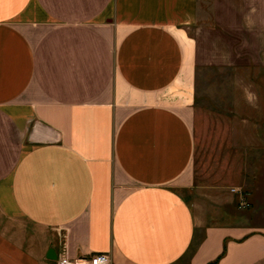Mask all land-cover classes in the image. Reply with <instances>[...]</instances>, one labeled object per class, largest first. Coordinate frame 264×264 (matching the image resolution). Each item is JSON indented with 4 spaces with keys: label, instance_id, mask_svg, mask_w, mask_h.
<instances>
[{
    "label": "crops",
    "instance_id": "crops-1",
    "mask_svg": "<svg viewBox=\"0 0 264 264\" xmlns=\"http://www.w3.org/2000/svg\"><path fill=\"white\" fill-rule=\"evenodd\" d=\"M0 0V264H264L201 222L197 71L264 69V0Z\"/></svg>",
    "mask_w": 264,
    "mask_h": 264
},
{
    "label": "rangeland",
    "instance_id": "rangeland-1",
    "mask_svg": "<svg viewBox=\"0 0 264 264\" xmlns=\"http://www.w3.org/2000/svg\"><path fill=\"white\" fill-rule=\"evenodd\" d=\"M213 0H199L210 24ZM195 189L185 193L209 224L264 229V69L197 71Z\"/></svg>",
    "mask_w": 264,
    "mask_h": 264
},
{
    "label": "built area",
    "instance_id": "built-area-1",
    "mask_svg": "<svg viewBox=\"0 0 264 264\" xmlns=\"http://www.w3.org/2000/svg\"><path fill=\"white\" fill-rule=\"evenodd\" d=\"M54 261L56 264H112L110 255L105 252H97L87 256H78L75 258L69 257L65 254H60Z\"/></svg>",
    "mask_w": 264,
    "mask_h": 264
},
{
    "label": "trees",
    "instance_id": "trees-1",
    "mask_svg": "<svg viewBox=\"0 0 264 264\" xmlns=\"http://www.w3.org/2000/svg\"><path fill=\"white\" fill-rule=\"evenodd\" d=\"M225 251L213 262L209 263V264H218L219 260L224 256Z\"/></svg>",
    "mask_w": 264,
    "mask_h": 264
}]
</instances>
